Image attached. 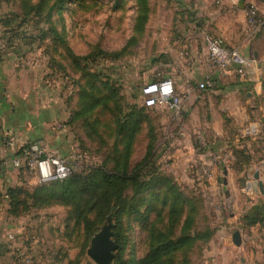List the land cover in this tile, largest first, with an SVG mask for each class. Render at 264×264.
<instances>
[{
    "label": "rangeland",
    "instance_id": "1",
    "mask_svg": "<svg viewBox=\"0 0 264 264\" xmlns=\"http://www.w3.org/2000/svg\"><path fill=\"white\" fill-rule=\"evenodd\" d=\"M137 2L0 0V39L9 46L15 69H24L54 88L64 108L61 111L67 114L66 144L57 145L59 149L54 152L45 151L69 161L73 176H97L101 172L128 175L124 193L127 207L118 224L112 218L123 235V250L116 251L113 264L121 260L142 264L149 254L148 239L153 231L177 238L186 219L192 221L188 233L210 230L219 214L225 217L235 210L234 198L230 193V199L226 196L228 188L223 185L222 174L225 169L235 170L230 168L236 167L235 160H224L222 147L219 154H211V142H223L228 135L227 128H223L224 134L217 137L211 121V105L218 101L214 92L219 88L198 90L201 79L186 82L183 65L160 57L161 53L172 56L179 52V47L159 43L167 34H175L169 30L171 15H163L160 0H149L146 29L138 32L136 25L143 21L139 19ZM39 4L40 15H24ZM206 58L209 65L208 54ZM165 79L183 81L188 89H176L184 99L185 111L180 116L169 104L142 108V88ZM138 110H142L140 114ZM261 115V126L247 124L242 128L248 129L249 136L236 134L240 146L252 145L251 156L257 157H252L251 163L257 162V170H264ZM187 147L207 158L198 159L194 153L184 158ZM213 155L218 159L214 160ZM211 160L222 171L214 191ZM34 182L32 188L42 185ZM136 182L148 183L146 188L150 189L140 194L137 188L145 185L135 187ZM153 184L157 185L152 188ZM98 192L96 197L76 203L55 199L51 201L53 205L34 207L21 216L33 220L34 230L42 236L39 244L44 251L42 256L39 254L43 257L39 264H96L88 256L91 241L113 216L98 219V209L92 204L100 200L105 204L102 190ZM175 194L180 196L177 201ZM164 201L167 202L163 204ZM132 205H136L138 213L129 214ZM86 215L97 225L91 239L84 222ZM175 215L178 222L173 226ZM202 244L198 242L162 264H205L209 246ZM263 248L261 244L258 250L262 252Z\"/></svg>",
    "mask_w": 264,
    "mask_h": 264
},
{
    "label": "crops",
    "instance_id": "2",
    "mask_svg": "<svg viewBox=\"0 0 264 264\" xmlns=\"http://www.w3.org/2000/svg\"><path fill=\"white\" fill-rule=\"evenodd\" d=\"M160 5L163 6V15H171L169 30L175 34H167L159 39V43L179 47L178 53L172 56L161 53L160 57L170 63L176 60L179 66L183 65V79L188 83L196 78L202 82L210 76L217 82L219 90L214 93L218 95V101L211 105V121L217 129V137L224 134L223 128H227L228 135L224 137L223 142H211V154H219V148L222 147L224 160H235L233 165L236 167H230L235 170H227V185H224L223 179V185L228 188L227 192L234 198V217L227 222L226 218L219 214L214 219L211 228L215 233L207 249L206 260L213 264H264V248L262 252L258 250L261 244L264 245V237L259 235L260 230H264V225H256L249 230L240 229L241 218L256 213L264 206V194L259 192L258 188L259 182L264 183V170H257V162L251 163L252 157H257L256 154L251 156L252 145L248 148L240 146V140L236 136L238 132L243 133L242 138L249 136L248 129L242 130L247 124L251 127L261 126V114L264 120V31L252 39H247L245 34V8L253 5L264 17V0H227L221 5L217 4L216 0H160ZM210 37L221 40L229 49L238 51L247 59L246 77L240 78L234 73L215 71L212 67L210 69L206 63L207 39ZM1 48L0 194L3 198L0 203V264H39L43 259L40 253L44 251L39 244L42 236L34 230L36 225H33V220L14 218L8 213L9 201L5 196L9 188L33 187L35 179L26 172L13 169L14 153L5 148L3 141L12 135L19 146L42 142L44 150L46 148L54 152L59 149L57 145L66 144L67 114L65 110L61 111L63 107L59 93L32 73L15 69L17 65L12 62L13 55L8 53L9 50L3 51ZM173 82L177 90H188L182 85L183 81L180 83L176 79ZM181 149L185 151L184 148ZM187 149L184 158L196 154L191 147ZM196 156L198 159L207 158L206 154L197 153ZM243 156L250 157L248 163L241 162ZM217 169L211 160L213 191L218 187L219 175L222 173ZM222 174L224 176V171ZM256 174H259V179L255 178ZM246 180L255 185L258 191L251 201L245 193ZM245 198L248 199V204L244 203ZM236 231H240L242 235L241 247H236L232 240ZM12 235L15 237L14 241L9 239ZM246 237L248 241L245 240Z\"/></svg>",
    "mask_w": 264,
    "mask_h": 264
},
{
    "label": "trees",
    "instance_id": "3",
    "mask_svg": "<svg viewBox=\"0 0 264 264\" xmlns=\"http://www.w3.org/2000/svg\"><path fill=\"white\" fill-rule=\"evenodd\" d=\"M45 4V2L43 3ZM42 5H36V7H32L31 12H27L24 15L28 16L32 12H36V15L41 14ZM137 7L139 8L140 20L143 22H138L136 25V30L138 32H143L146 29V25L148 23V15L150 13V5L149 0H138ZM142 8V10H140ZM51 12L49 13V16ZM16 31V30H14ZM20 34L21 32L18 31ZM1 49L3 51H8L10 48L6 46V44L1 40ZM4 45V46H3ZM9 53V51H8ZM136 107V106H135ZM143 109H146L145 106L142 105ZM142 110H138L137 113L140 114ZM245 163L249 162L250 157L243 156ZM20 172H24L21 170ZM123 172H117L111 174L109 172H101L97 176L91 175L88 177L83 176H73V174L64 180H56L53 182L42 184L36 188L32 187H16L9 188L5 196L9 201V209L8 213L14 218H19L24 214H28L32 208H44L47 206L53 205L51 201L60 200L65 203L69 202H81L84 200L90 199V197H96L98 195L99 189L103 192V197L105 200V204L100 200V203L94 202L92 207L98 209L99 217L98 219L104 220L106 216L112 214V218H114L116 223L118 224L122 214L127 207V203L124 199V193L126 191L128 180V175H122ZM141 184V185H140ZM138 184L136 182L135 187L143 186L141 189L137 188L138 193L146 192L150 188H146L148 183L142 182ZM157 184H153L152 188ZM2 194H0V203L2 202ZM176 201L180 199V196L175 194ZM109 201V202H108ZM106 211L104 212L105 205ZM167 201H164L165 204ZM179 203V202H178ZM134 208L129 210V214L138 213V209L136 205H132ZM136 208V209H135ZM135 209V211H134ZM85 224L87 225V235L88 239H91L93 235L97 232L96 222L90 219L88 215L85 216ZM178 222V218L176 215L172 219L173 226ZM114 223L113 231H114V239L118 245V252L123 250V235L118 230V225ZM192 221L188 222L186 219L184 226L181 229V234L176 238H169L167 234L160 232H151L150 237L148 239V247L149 254L142 261V264H162L167 259H170L175 254L180 251H184L189 247H193L196 243L201 242L203 246H209L211 240L214 236L215 231L211 228L210 230H200L199 232H194L193 234L188 233L191 230L190 224ZM256 225H264V206L259 208L258 211L252 215H246L241 218V226L240 229L249 230L251 227ZM174 228V227H173ZM173 228H171V233H173ZM115 258L117 256L115 255ZM114 258V259H115ZM118 264H127L125 261H120ZM133 264V263H131Z\"/></svg>",
    "mask_w": 264,
    "mask_h": 264
},
{
    "label": "built area",
    "instance_id": "4",
    "mask_svg": "<svg viewBox=\"0 0 264 264\" xmlns=\"http://www.w3.org/2000/svg\"><path fill=\"white\" fill-rule=\"evenodd\" d=\"M227 0H216V3L221 5ZM238 1V0H230ZM246 28L245 34L247 39L254 38L257 34L264 31V17L259 13V10L253 6L248 5L245 8ZM2 44L0 39V45ZM208 62L215 70L222 73H234L240 78L246 77L248 73L247 59L238 51L229 49L221 40L216 38L207 39ZM217 87V82L211 77L206 78L198 84L197 89L206 91ZM190 95V91L187 92ZM142 105L145 107H153L157 104H169L175 112V115L180 116L184 114V99L178 94L172 79H165L160 82L150 83L144 86L141 90ZM3 144L5 148L14 153L12 159V167L14 170H23L32 176L37 183L45 184L56 180H64L73 174L74 168L71 163L54 153L46 152L43 149L42 142H34L19 146L12 135L7 136ZM203 145V143H200ZM214 160L217 157L212 156ZM202 171V170H201ZM207 174V171H203ZM246 196L253 200L257 194L251 182L247 183L245 188ZM234 216L226 214L225 218L230 221ZM261 237H264V230L259 232ZM11 241L15 240L12 235L9 237ZM34 241L35 238L33 237ZM231 243V239L228 238ZM205 264H213L211 261H205Z\"/></svg>",
    "mask_w": 264,
    "mask_h": 264
},
{
    "label": "water",
    "instance_id": "5",
    "mask_svg": "<svg viewBox=\"0 0 264 264\" xmlns=\"http://www.w3.org/2000/svg\"><path fill=\"white\" fill-rule=\"evenodd\" d=\"M1 172V169H0ZM224 185H227V169L224 170ZM256 179H259V174H256ZM253 188L257 192V188L255 185ZM259 192L264 194V183L261 181L258 184ZM227 198L230 199L229 193L226 194ZM230 208V206H229ZM231 210V208H230ZM233 215V214H232ZM113 221L112 217H109L106 225L102 228V230L94 236L91 241V247L88 250V256L96 263V264H113V260L115 258V253L118 250V245L114 240V231H113ZM233 243L236 247H241L243 240L240 231H236L232 236ZM248 241V238H245Z\"/></svg>",
    "mask_w": 264,
    "mask_h": 264
}]
</instances>
